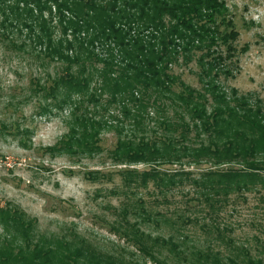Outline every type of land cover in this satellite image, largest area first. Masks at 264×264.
<instances>
[{
  "label": "trees",
  "instance_id": "16d2710c",
  "mask_svg": "<svg viewBox=\"0 0 264 264\" xmlns=\"http://www.w3.org/2000/svg\"><path fill=\"white\" fill-rule=\"evenodd\" d=\"M11 1L14 6L5 8L4 3ZM53 10L61 27L72 29V42L54 41L45 16H54ZM0 15H8L0 24V39L6 38L9 28L27 31L35 45L45 47L44 57L67 65L61 79L48 87L51 94L62 86L68 99L84 94L94 83L96 95L97 91L108 95V104L116 106L131 129L127 136L118 130L122 137L113 158L119 164L154 165L142 173L128 172L143 186L155 182L164 192L190 183L211 218L234 195L264 192V105L252 104L236 89L228 94L217 85L222 74L234 77L225 64L238 51L234 43L239 33L224 1L0 0ZM99 49L106 57L96 53ZM195 58L201 89L186 85L173 73L180 61L189 64ZM85 123L93 133L78 145L95 151L99 132L93 121ZM175 164L206 168L199 176L159 168ZM0 227V264H124L84 243L59 238L35 241L31 222L1 204ZM210 229L221 239L228 232L219 226ZM134 242L149 253L143 237L135 235ZM245 256L248 264H264L246 250ZM214 257L219 259V253H201L198 258Z\"/></svg>",
  "mask_w": 264,
  "mask_h": 264
},
{
  "label": "rangeland",
  "instance_id": "374dc122",
  "mask_svg": "<svg viewBox=\"0 0 264 264\" xmlns=\"http://www.w3.org/2000/svg\"><path fill=\"white\" fill-rule=\"evenodd\" d=\"M221 1L239 37L236 55L225 64L234 77L222 74L217 85L264 105V0ZM53 11L54 16H45L54 41L72 42V29L65 31ZM7 19L0 15V24ZM5 35L0 39V204L31 222L35 241L84 243L124 264H248L245 250L264 262V192L234 195L211 218L190 183L164 192L155 182L143 186L128 172L142 173L154 165L119 164L113 158L122 137L118 130L127 136L131 129L116 106L108 104V95H96L94 83L68 99L60 84L58 93L51 94L48 87L61 79L67 65L44 57L45 47L35 45L27 31L9 28ZM96 53L106 57L100 49ZM196 60L180 61L173 73L201 89ZM86 120L99 132L95 151L78 145L93 133ZM159 168L199 176L206 166ZM212 225L227 228L225 239L209 230ZM135 235L143 237L149 253L139 249ZM210 252L219 253V259L198 258Z\"/></svg>",
  "mask_w": 264,
  "mask_h": 264
}]
</instances>
